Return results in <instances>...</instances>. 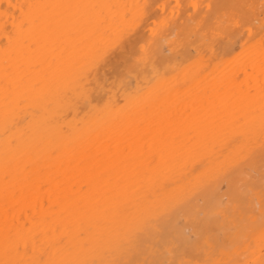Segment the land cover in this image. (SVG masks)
<instances>
[{"label": "bare ground", "instance_id": "6f19581e", "mask_svg": "<svg viewBox=\"0 0 264 264\" xmlns=\"http://www.w3.org/2000/svg\"><path fill=\"white\" fill-rule=\"evenodd\" d=\"M261 166L264 0H0V264H264Z\"/></svg>", "mask_w": 264, "mask_h": 264}, {"label": "rangeland", "instance_id": "374dc122", "mask_svg": "<svg viewBox=\"0 0 264 264\" xmlns=\"http://www.w3.org/2000/svg\"><path fill=\"white\" fill-rule=\"evenodd\" d=\"M259 168L263 169L264 167H263V168H262V166H261V167H258L257 170H259ZM263 170H264V169H263ZM248 171H249V172H248ZM248 171H247V170L245 171L246 174H249V176H248V175L246 176L247 178L250 177V179H251V174H250V173H252V177H255L256 179H258V178H257L258 176L255 174L254 171H252V170H248ZM253 175H255V176H253ZM256 176H257V177H256ZM251 180H252V179H251ZM222 186H223V185H221V188H222L221 191L224 189V186H223V187H222ZM257 189L259 190V188H257ZM258 190H256V191H258ZM263 193H264V192H262L261 194H263ZM261 194H260V195H261ZM222 198L224 199V197H222ZM252 200H253V198H252ZM252 203L255 204L254 200L252 201ZM250 208H251V207H249V210H247V209L245 210V212L248 211V212L246 213V215L255 214V217H257V216H256L257 214L255 213L256 211L254 210L255 212H253V211L251 210L252 208H251V209H250ZM249 211H250V212L252 211V213H249ZM256 255H257V254H256Z\"/></svg>", "mask_w": 264, "mask_h": 264}]
</instances>
